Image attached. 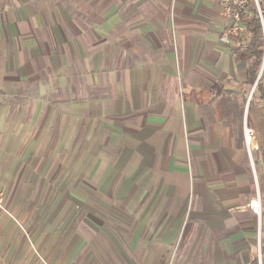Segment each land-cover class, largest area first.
<instances>
[{
    "label": "crops",
    "instance_id": "crops-1",
    "mask_svg": "<svg viewBox=\"0 0 264 264\" xmlns=\"http://www.w3.org/2000/svg\"><path fill=\"white\" fill-rule=\"evenodd\" d=\"M253 20L249 12L246 30L225 39L217 0H0V190L28 165L44 174L49 159L59 170L71 155L80 167L86 122L82 189L121 206L130 233L121 260L104 264H173L181 234L202 239V264H264V75L260 88L248 83ZM229 92L245 102L251 154L216 113ZM257 195L260 215L249 205ZM33 239L0 210V264H46L49 249ZM69 249L56 247L55 264H75Z\"/></svg>",
    "mask_w": 264,
    "mask_h": 264
},
{
    "label": "rangeland",
    "instance_id": "rangeland-1",
    "mask_svg": "<svg viewBox=\"0 0 264 264\" xmlns=\"http://www.w3.org/2000/svg\"><path fill=\"white\" fill-rule=\"evenodd\" d=\"M87 126L86 122L82 123L80 140L76 143L80 149V167L71 155L62 159L64 165L59 170L56 160L49 159L51 164L48 163L44 174L30 173L25 169L29 167L27 164L7 186L6 204L14 228L34 233L33 246L49 249L48 254H40L46 264H55L56 247L70 248L68 257L74 258L75 264L118 262L122 257L120 247L130 240V233L122 228L121 206L111 205L103 192L93 191L96 195L93 199L82 189L81 185L88 187ZM32 162L33 166L42 167L47 159L33 158ZM74 163L77 167L73 173ZM123 226L126 228V223ZM201 242L199 237L179 235L167 260L173 264H202ZM75 247L78 249L73 254Z\"/></svg>",
    "mask_w": 264,
    "mask_h": 264
},
{
    "label": "built area",
    "instance_id": "built-area-1",
    "mask_svg": "<svg viewBox=\"0 0 264 264\" xmlns=\"http://www.w3.org/2000/svg\"><path fill=\"white\" fill-rule=\"evenodd\" d=\"M221 6L222 15L227 19V27L223 32L225 39H229L231 35H237L246 30L244 25L245 18L249 12H253L260 22V49L262 51V60L256 79L255 85L264 75V0H217ZM255 133L253 128L245 125L244 127V142L247 151L251 154L253 150V142ZM250 208L253 212L260 215L261 205L259 195L255 200L250 201ZM0 210L8 215L10 211L6 206V195L0 190Z\"/></svg>",
    "mask_w": 264,
    "mask_h": 264
},
{
    "label": "trees",
    "instance_id": "trees-1",
    "mask_svg": "<svg viewBox=\"0 0 264 264\" xmlns=\"http://www.w3.org/2000/svg\"><path fill=\"white\" fill-rule=\"evenodd\" d=\"M251 26L253 27V37L247 45V51L251 61L248 67V83L254 85L262 60V51L260 49V22L256 14H254V20ZM260 80L257 82L256 88H260ZM231 94V92L222 94L214 103L215 110L220 120L231 128L236 138V144L240 146L244 135L243 106L245 102L240 103L236 98L231 97Z\"/></svg>",
    "mask_w": 264,
    "mask_h": 264
}]
</instances>
